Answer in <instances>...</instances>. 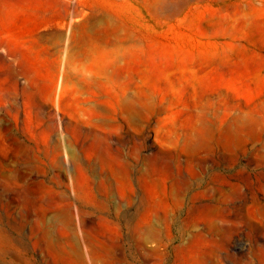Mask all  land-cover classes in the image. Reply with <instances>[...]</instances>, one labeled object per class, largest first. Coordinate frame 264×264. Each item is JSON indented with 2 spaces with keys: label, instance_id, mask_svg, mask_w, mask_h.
<instances>
[{
  "label": "rangeland",
  "instance_id": "374dc122",
  "mask_svg": "<svg viewBox=\"0 0 264 264\" xmlns=\"http://www.w3.org/2000/svg\"><path fill=\"white\" fill-rule=\"evenodd\" d=\"M66 176L98 264L128 221L264 264V0H0V264L70 240Z\"/></svg>",
  "mask_w": 264,
  "mask_h": 264
},
{
  "label": "bare ground",
  "instance_id": "6f19581e",
  "mask_svg": "<svg viewBox=\"0 0 264 264\" xmlns=\"http://www.w3.org/2000/svg\"><path fill=\"white\" fill-rule=\"evenodd\" d=\"M22 175L18 177L21 178ZM10 183L19 184L15 179L11 180ZM73 184L74 181H72L71 177H64V185L68 193L66 208L54 214L53 217L60 231L63 234H67L70 240H63L62 235L55 239L47 237L44 241L37 239L30 244L31 257L29 259L19 258L21 264H98L95 251H93L84 235L83 217H81L83 214V202L74 190ZM5 195L11 202L15 201L13 191L9 190ZM41 215L38 220L44 224L47 218L45 215ZM121 230L127 239H132L135 242L134 247L139 257L130 258L132 246L125 248L120 244ZM114 232L116 235L111 239L112 245L110 246V252H108L109 260L106 264H177L176 260L169 255V251L173 247L168 244L171 239L169 234L164 238H154V244L148 245L150 235L157 233L154 228L145 229L128 221L123 228L117 227ZM240 235V232L234 234L233 242L239 241ZM50 247L53 249L52 253L49 251ZM146 251L157 253L158 257L148 256ZM35 256L38 257V260H35ZM186 264H192V262L188 260Z\"/></svg>",
  "mask_w": 264,
  "mask_h": 264
}]
</instances>
